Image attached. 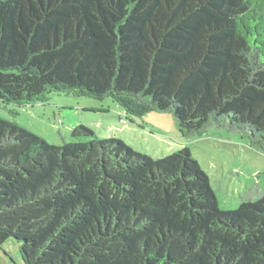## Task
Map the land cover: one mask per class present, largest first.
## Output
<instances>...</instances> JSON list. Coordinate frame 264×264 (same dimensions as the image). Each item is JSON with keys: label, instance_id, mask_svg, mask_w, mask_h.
<instances>
[{"label": "trees", "instance_id": "trees-1", "mask_svg": "<svg viewBox=\"0 0 264 264\" xmlns=\"http://www.w3.org/2000/svg\"><path fill=\"white\" fill-rule=\"evenodd\" d=\"M53 91L264 150V0H0V104ZM72 138L0 117V245L24 264H264V192L223 211L188 147Z\"/></svg>", "mask_w": 264, "mask_h": 264}, {"label": "rangeland", "instance_id": "rangeland-1", "mask_svg": "<svg viewBox=\"0 0 264 264\" xmlns=\"http://www.w3.org/2000/svg\"><path fill=\"white\" fill-rule=\"evenodd\" d=\"M0 117L16 121L56 145L71 141L73 128L84 124L101 137L121 138L137 151L159 157L188 147L209 174L223 211L235 210L244 201H255L264 192V150L251 147L247 139L227 131L185 138L170 113L129 117L112 98L96 100L53 91L43 102L10 105L8 109L0 104ZM0 264H24L15 239L0 245Z\"/></svg>", "mask_w": 264, "mask_h": 264}, {"label": "crops", "instance_id": "crops-1", "mask_svg": "<svg viewBox=\"0 0 264 264\" xmlns=\"http://www.w3.org/2000/svg\"><path fill=\"white\" fill-rule=\"evenodd\" d=\"M155 156V155H154ZM165 156V155H164ZM156 157H159V156H156Z\"/></svg>", "mask_w": 264, "mask_h": 264}]
</instances>
